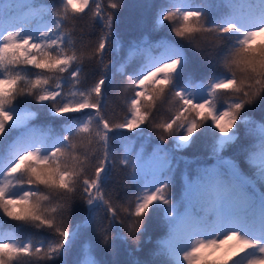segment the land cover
<instances>
[{
  "label": "snow or ice",
  "instance_id": "1",
  "mask_svg": "<svg viewBox=\"0 0 264 264\" xmlns=\"http://www.w3.org/2000/svg\"><path fill=\"white\" fill-rule=\"evenodd\" d=\"M28 7L0 3V214L49 238L0 230V264H57L82 239L77 264H99L97 241L138 245L154 214L164 264H264V114L249 115L264 111V0H154L148 32L117 61L119 85L109 56L125 48L123 0ZM89 13L94 42L76 31ZM204 137L207 157L178 178L177 153Z\"/></svg>",
  "mask_w": 264,
  "mask_h": 264
},
{
  "label": "trees",
  "instance_id": "2",
  "mask_svg": "<svg viewBox=\"0 0 264 264\" xmlns=\"http://www.w3.org/2000/svg\"><path fill=\"white\" fill-rule=\"evenodd\" d=\"M108 0H102V3L106 6ZM124 7L118 13V18L115 24V31L117 39L122 45H125L123 50H114L109 59L113 62L112 72L115 73V67L118 66L117 61L122 62L123 57L126 55V42L134 37L144 35L148 32L150 27L151 9L146 7L154 2V0H123ZM0 3H11L20 15H30L29 5L35 3L37 5H49L59 4V0H0ZM90 13L82 16V18L76 21L77 34L83 30L84 32H91L92 35L88 38L91 41H95L101 31L99 22L95 23L94 27H90ZM50 22L49 18H46ZM2 22V18H0ZM35 26V25H34ZM71 27V25H68ZM131 70V69H129ZM95 73L89 75V82L95 78ZM198 75V74H197ZM115 84L119 85L123 82V77L118 73H115ZM117 89L110 87L108 90L109 106L106 109V115L111 119L118 118L123 110L124 105L122 98H117ZM165 108L169 105H165ZM264 114V111L260 108H256L249 115L256 120H259L260 116ZM51 127L59 131L61 124L58 120L47 121ZM7 140L0 142V167L7 163L6 144ZM210 138L204 137L197 141L192 147L185 149L182 152L177 153V160L175 161L177 166L178 178L186 168L193 167L194 163L198 160H204L210 151ZM109 188H115L116 192L121 197L125 195V191L115 179L110 183ZM127 195H132L128 192ZM77 208L82 207L79 201L76 204ZM79 222V213L77 212L73 216V223ZM160 222V214H154L149 218L144 234L141 236L139 244L132 240L115 239L111 247L100 245L96 242L95 256L99 264H164V257L158 253L157 239L162 234L161 229L158 227ZM0 230L14 231L18 234L22 241L27 238H33V242H37L41 239L47 240L48 234L31 228L18 227L16 222L10 221L8 218L0 214ZM116 230L119 231V225H116ZM121 235H126V232H121ZM84 239L77 242V244L69 250L62 258L57 261V264H77L79 259V251ZM19 264H32L29 258H22ZM42 264V262H41Z\"/></svg>",
  "mask_w": 264,
  "mask_h": 264
}]
</instances>
